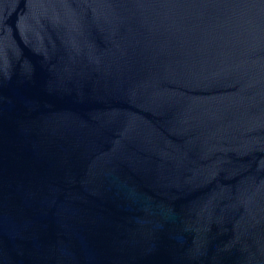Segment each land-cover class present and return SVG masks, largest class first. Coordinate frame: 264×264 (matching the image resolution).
Returning a JSON list of instances; mask_svg holds the SVG:
<instances>
[{
    "label": "water",
    "instance_id": "obj_1",
    "mask_svg": "<svg viewBox=\"0 0 264 264\" xmlns=\"http://www.w3.org/2000/svg\"><path fill=\"white\" fill-rule=\"evenodd\" d=\"M0 264H264V0H0Z\"/></svg>",
    "mask_w": 264,
    "mask_h": 264
}]
</instances>
